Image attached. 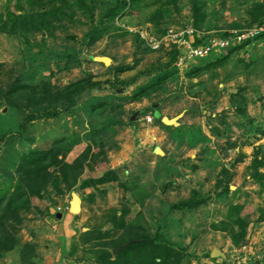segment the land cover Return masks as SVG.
<instances>
[{"label": "rangeland", "instance_id": "rangeland-1", "mask_svg": "<svg viewBox=\"0 0 264 264\" xmlns=\"http://www.w3.org/2000/svg\"><path fill=\"white\" fill-rule=\"evenodd\" d=\"M118 1L0 0V264H129L142 235L181 264H264V39L217 67L162 41L262 24L264 0ZM59 140L74 167L30 188L21 157Z\"/></svg>", "mask_w": 264, "mask_h": 264}, {"label": "trees", "instance_id": "trees-1", "mask_svg": "<svg viewBox=\"0 0 264 264\" xmlns=\"http://www.w3.org/2000/svg\"><path fill=\"white\" fill-rule=\"evenodd\" d=\"M141 0H121L118 1L116 6L113 8L117 10L118 9H125V7L133 6V4L139 3ZM196 1V0H195ZM111 10V11H113ZM258 25H263L258 24ZM217 36L221 38H227L229 37L228 32H219L216 34ZM207 39H209V36L203 37L201 39H197L195 41V44H203ZM259 39H264V33L258 35L252 40H248L244 42L243 44L236 46L234 48L225 49L224 52H228L227 55H224L223 58H220V55L216 56V54L209 55L207 57L210 58H216V60L209 64V67H217L221 64H224L227 59L236 51H239L241 48L251 44L255 43ZM179 52L178 50H174V56L171 60L172 64ZM222 55V54H221ZM205 57V58H207ZM203 59V58H202ZM125 71V69H123ZM122 70V71H123ZM203 68H194L193 73L196 74L198 72H201ZM91 85V84H90ZM88 84H81L78 88L74 90L75 93H80L82 90H84L86 87H88ZM92 87V86H91ZM22 91V88L17 87L14 89V93H19ZM72 96V95H71ZM34 114H29L26 117V121H32L34 119ZM26 126H22V132L25 131ZM256 132L262 136H264V125L258 126L256 128ZM22 135V134H21ZM65 143V140H59L56 141L53 144V147L46 151H32L28 154H25L21 157L20 163L18 166V172L20 174V177L27 179L26 181H30V188H33L32 184L37 183L40 181L41 176L43 173L50 169V168H61L63 173L73 168L74 166H69L67 164H62L61 159L59 160L58 156L60 155V148ZM61 163V164H60ZM259 180L261 182H264V174H260L258 176ZM67 179V178H65ZM13 200L7 199V198H0V224H2V220L4 218H8V213H11L13 209ZM14 240H0V250L1 251H9L11 248H13L15 245ZM122 258H124L129 264H181L183 260V254H181L179 249H175L170 246L161 245V244H155V242L150 239L148 236H139L138 238L129 239L126 243L124 248L119 253ZM24 263H26V260H24Z\"/></svg>", "mask_w": 264, "mask_h": 264}, {"label": "built area", "instance_id": "built-area-1", "mask_svg": "<svg viewBox=\"0 0 264 264\" xmlns=\"http://www.w3.org/2000/svg\"><path fill=\"white\" fill-rule=\"evenodd\" d=\"M262 33H264V26H254L229 32V37L227 38H221L217 35L209 36V39L203 44L196 45L195 41L203 38V36H199L201 33L198 35L197 30L191 27H186L175 30L169 29L164 38H162V41L166 42L168 45H175V47H177L180 52L177 63L183 66V64L190 60L205 58L213 52L232 48L257 37ZM190 38H192V40H189ZM147 119L148 122H152L151 117H148Z\"/></svg>", "mask_w": 264, "mask_h": 264}, {"label": "water", "instance_id": "water-1", "mask_svg": "<svg viewBox=\"0 0 264 264\" xmlns=\"http://www.w3.org/2000/svg\"><path fill=\"white\" fill-rule=\"evenodd\" d=\"M105 64H108L109 63V59H107V58H105V59H103L102 60ZM164 120V122H166V123H170V121H168L167 119H163ZM118 251V249H116L114 252L116 253Z\"/></svg>", "mask_w": 264, "mask_h": 264}, {"label": "clouds", "instance_id": "clouds-1", "mask_svg": "<svg viewBox=\"0 0 264 264\" xmlns=\"http://www.w3.org/2000/svg\"><path fill=\"white\" fill-rule=\"evenodd\" d=\"M256 26H263V25H256ZM254 27V26H253ZM251 28V27H250ZM229 33V32H228ZM254 39V38H253ZM252 40V39H251ZM248 41V40H247ZM246 42V41H245ZM244 43V42H243ZM242 43V44H243ZM241 45V44H240ZM237 46H239V45H237ZM234 47H236V46H234ZM234 47H232V48H234ZM230 49V48H229ZM200 59H202V58H200Z\"/></svg>", "mask_w": 264, "mask_h": 264}, {"label": "bare ground", "instance_id": "bare-ground-1", "mask_svg": "<svg viewBox=\"0 0 264 264\" xmlns=\"http://www.w3.org/2000/svg\"><path fill=\"white\" fill-rule=\"evenodd\" d=\"M74 210H76V208L74 207Z\"/></svg>", "mask_w": 264, "mask_h": 264}, {"label": "crops", "instance_id": "crops-1", "mask_svg": "<svg viewBox=\"0 0 264 264\" xmlns=\"http://www.w3.org/2000/svg\"><path fill=\"white\" fill-rule=\"evenodd\" d=\"M164 119V118H163Z\"/></svg>", "mask_w": 264, "mask_h": 264}]
</instances>
